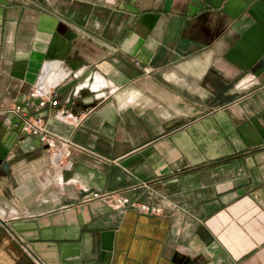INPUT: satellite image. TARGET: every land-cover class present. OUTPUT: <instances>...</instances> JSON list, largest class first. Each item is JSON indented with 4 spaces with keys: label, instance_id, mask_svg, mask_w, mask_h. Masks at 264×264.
Wrapping results in <instances>:
<instances>
[{
    "label": "crops",
    "instance_id": "obj_1",
    "mask_svg": "<svg viewBox=\"0 0 264 264\" xmlns=\"http://www.w3.org/2000/svg\"><path fill=\"white\" fill-rule=\"evenodd\" d=\"M47 76L80 120L32 100L58 169L0 115V264H264V0H0V108Z\"/></svg>",
    "mask_w": 264,
    "mask_h": 264
},
{
    "label": "built area",
    "instance_id": "obj_2",
    "mask_svg": "<svg viewBox=\"0 0 264 264\" xmlns=\"http://www.w3.org/2000/svg\"><path fill=\"white\" fill-rule=\"evenodd\" d=\"M57 81L50 80L47 76L39 84L35 85L30 93L29 98L24 102H17L8 107L0 108V115L3 116L9 127H15L23 132L37 136L41 141L47 144L48 149L54 152L56 160L54 165L61 169L67 166V158L71 153L68 142H59L58 138L50 134L46 127V120L41 114L35 113L31 109L32 100L37 99L40 107L46 106L48 103L54 108V116L64 120L78 122L80 117L74 114L70 109L61 107L57 98ZM92 198L112 199L117 205L125 207L132 205L139 210L148 213H159L160 208L157 206L134 203L123 192H94Z\"/></svg>",
    "mask_w": 264,
    "mask_h": 264
},
{
    "label": "bare ground",
    "instance_id": "obj_3",
    "mask_svg": "<svg viewBox=\"0 0 264 264\" xmlns=\"http://www.w3.org/2000/svg\"><path fill=\"white\" fill-rule=\"evenodd\" d=\"M97 82H99V81H96V83L93 84V88H98L101 85L100 83H97Z\"/></svg>",
    "mask_w": 264,
    "mask_h": 264
}]
</instances>
